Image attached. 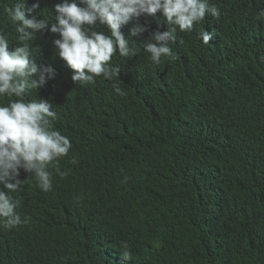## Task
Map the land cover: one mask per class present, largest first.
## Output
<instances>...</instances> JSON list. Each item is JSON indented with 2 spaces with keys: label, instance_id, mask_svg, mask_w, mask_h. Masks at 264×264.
<instances>
[{
  "label": "trees",
  "instance_id": "16d2710c",
  "mask_svg": "<svg viewBox=\"0 0 264 264\" xmlns=\"http://www.w3.org/2000/svg\"><path fill=\"white\" fill-rule=\"evenodd\" d=\"M15 2L0 0V31L56 73L26 98L51 101L72 148L49 165L48 192L21 173L10 195L26 222L0 228V264H264V0H210L219 18L177 31L159 64L130 22L136 54H114L118 79L89 84L73 83L54 34L18 40L4 11ZM37 2L51 22L62 0ZM145 22L166 30L159 13Z\"/></svg>",
  "mask_w": 264,
  "mask_h": 264
},
{
  "label": "clouds",
  "instance_id": "9594fccd",
  "mask_svg": "<svg viewBox=\"0 0 264 264\" xmlns=\"http://www.w3.org/2000/svg\"><path fill=\"white\" fill-rule=\"evenodd\" d=\"M38 8V2L29 6L27 0H16L4 11L20 42L33 43L37 34L44 32L57 37L52 41L55 55L72 72L74 84L93 83L101 76L118 79L120 68L110 64L114 54L124 58L136 54V49L130 47V39L121 31L130 22H135L131 36L149 32L144 51L150 54L153 64H159L162 57L172 54L169 45L175 42L177 31L191 32L206 16L217 19L220 16V10L210 0H62L54 6L51 22L32 15ZM158 13L166 30L150 31L147 22L140 23L142 17H155ZM260 16H264V11L258 13ZM213 37V31L205 30L199 39L207 45ZM19 45L10 48L8 35L0 31V98L7 99V103H0V228L3 229L26 222L16 211L21 198L14 199L10 193L20 192L24 179L32 176L39 189L50 191L49 165H57L72 148L69 138L53 129L57 114L51 101L26 98L30 90L37 93L48 79L54 78L55 70L51 65H37L31 47ZM115 91L122 94L118 87ZM72 163H76L75 159ZM123 247L127 249L126 242ZM123 256L130 259V251L125 250Z\"/></svg>",
  "mask_w": 264,
  "mask_h": 264
}]
</instances>
